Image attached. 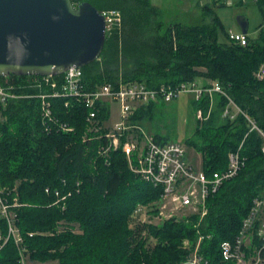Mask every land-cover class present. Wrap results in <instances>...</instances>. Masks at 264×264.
<instances>
[{
  "label": "trees",
  "instance_id": "obj_1",
  "mask_svg": "<svg viewBox=\"0 0 264 264\" xmlns=\"http://www.w3.org/2000/svg\"><path fill=\"white\" fill-rule=\"evenodd\" d=\"M87 1L100 12L118 10L122 15L121 27L107 35L100 58L82 68L88 89L120 82L150 88L193 82L210 87L218 82L264 128V79L256 77L264 68V0L256 2L263 17L257 37L247 34L246 46L230 40L220 19L209 14V6L206 18L186 24L165 21L164 11L152 0ZM33 78L0 77V87L18 96L0 100V184L10 204L18 202L13 210L29 261L185 264L192 250L184 248V240L194 249L203 236L200 254L209 264H236L224 260L221 244L237 237L254 199L264 193V154L257 132L249 134L242 148L244 167L208 198L204 218L192 215L159 226L131 227L137 207H151L161 199V190L132 172L121 150L101 153L108 130L92 131L90 111L83 103L49 98L53 117H44L39 95L57 90L47 84L31 86ZM51 81L59 90L64 75ZM228 103L218 93L213 103L209 95L192 100L195 115L200 108L206 115L211 110L206 120H196L186 140L202 154V169L208 175L227 169L229 153L249 131L242 115L233 121L223 117ZM157 105L139 108L132 120L141 125L153 122ZM108 119L107 109L102 110L98 127ZM154 136L160 142L173 141L170 136ZM7 236V222L0 217V264H22L14 240L5 242Z\"/></svg>",
  "mask_w": 264,
  "mask_h": 264
},
{
  "label": "built area",
  "instance_id": "obj_2",
  "mask_svg": "<svg viewBox=\"0 0 264 264\" xmlns=\"http://www.w3.org/2000/svg\"><path fill=\"white\" fill-rule=\"evenodd\" d=\"M71 1L75 7H78L87 0ZM238 1L216 0V6L222 4L232 8ZM100 13L105 18L107 35L111 34L115 27H121L122 15L118 10H107ZM228 35L231 41L241 46L248 44V37L242 32L236 33L233 30H228ZM63 75L64 82L59 90L57 83L51 81L53 78L51 76H32L35 78L29 82L31 86L41 88L43 84H47L57 90L52 94L39 95L43 116L53 117L49 98H73L88 108L90 111L88 121L91 124V129L99 132L103 127V125L98 127L100 124L98 116L101 111L107 109L110 117L111 103L119 105V120L105 134L108 143L106 147L102 148L101 153L107 156L110 151L121 150L126 155L132 172L161 190V199L157 202L161 203L160 207L154 208L157 203L151 207L142 205L137 207L135 217L142 218L143 223L152 224V220L149 219L166 221L176 218L178 212H185L186 208L192 210L189 211V216L199 215L204 218L208 213V198L218 192L226 181L236 177L244 167L245 159L242 157L241 151L249 134L258 133L262 140L261 151L264 154V128H261L249 114L243 111L218 82H213L210 87H203L193 82L177 87L162 85L158 88H150L139 82H120L88 89L82 68H71ZM256 77L260 80L264 79L263 67ZM185 93L193 95L195 101H201L205 95H209L212 103L214 94H221L229 101L223 112V117L233 121L242 115L246 119L249 131L239 148L229 153L226 170L212 175L206 174L202 168L197 169L190 163L184 145L172 141L160 142L141 124L132 120L139 108L160 101L172 102ZM17 97L8 88L0 87L2 102ZM68 104L66 103V106ZM210 114L211 110L206 115L200 108L196 111V118L204 121ZM95 124L97 126H94ZM63 127L66 131H71L66 126ZM5 194V189L0 184V217L6 220L8 226V236L5 242L10 238L13 239L20 251L21 263L27 264L29 258L25 254L24 240L16 224V214L13 210V207L18 206V202L15 200L14 204H10ZM155 210H157V214L151 213ZM200 238L185 264H209L200 254L199 246L203 236ZM184 248L191 250L188 241L185 242ZM250 251H253L255 255L250 256ZM221 252L224 260L233 261L236 264H262L264 262V193L254 199L248 215L242 222L239 234L233 241L223 242Z\"/></svg>",
  "mask_w": 264,
  "mask_h": 264
},
{
  "label": "water",
  "instance_id": "obj_3",
  "mask_svg": "<svg viewBox=\"0 0 264 264\" xmlns=\"http://www.w3.org/2000/svg\"><path fill=\"white\" fill-rule=\"evenodd\" d=\"M243 34L249 23L238 18ZM107 38L103 15L85 1L0 0V77H57L97 61Z\"/></svg>",
  "mask_w": 264,
  "mask_h": 264
},
{
  "label": "rangeland",
  "instance_id": "obj_4",
  "mask_svg": "<svg viewBox=\"0 0 264 264\" xmlns=\"http://www.w3.org/2000/svg\"><path fill=\"white\" fill-rule=\"evenodd\" d=\"M152 2L153 4L162 8V10L164 11L165 21H181L186 24H196L199 23L202 18L207 17L205 14H202L203 9H200L198 7L201 0H152ZM219 7L220 6H218V9H216L214 12L219 16L220 21L226 27L227 31L229 30V27L227 25H229L228 23H230V21H235L236 30L241 31V29L238 27V18L247 17L249 19L250 28L248 35L251 38L257 37L256 27L261 22V16L259 14V10L256 3L251 2L244 7ZM204 13H206V11H204ZM211 14L215 15L214 13ZM209 19H212V17L210 16ZM227 19L229 21H227ZM221 38L223 40L224 37L221 36ZM192 100L193 95L185 93L182 94L178 99L173 100L172 102L160 101L159 103H157L158 105L156 113L154 115V121L146 122L142 126L151 135L161 134L163 136H170L173 140L172 142H178L184 145L186 147L188 160L195 168L199 169L202 168V154L198 152L195 148L189 146V144L186 142V140L193 135L197 120L196 115L194 113ZM119 111V105L117 103H111V115L109 117V120L104 122L102 128L108 131L113 128V125L119 120ZM155 203H153L152 205H154ZM160 206L161 203H157L154 208ZM184 211L185 212H178V214L175 216L178 221H183L190 217L189 211L191 212L192 210L186 208ZM135 215L136 210L131 215V227H135L137 224H156L155 226H159L164 222L162 220L149 219L152 220V224L143 223L142 218H137L135 217ZM200 239L201 238L198 239L197 244ZM186 241L189 242V248L193 250V245L188 239L184 240L183 246L185 245ZM197 244L195 245V247L197 246ZM249 255L254 256L255 254L253 253V251H250ZM27 261V264H58V262L56 261H50L47 263L31 262L29 260ZM262 264H264V262Z\"/></svg>",
  "mask_w": 264,
  "mask_h": 264
},
{
  "label": "crops",
  "instance_id": "obj_5",
  "mask_svg": "<svg viewBox=\"0 0 264 264\" xmlns=\"http://www.w3.org/2000/svg\"><path fill=\"white\" fill-rule=\"evenodd\" d=\"M215 2H216V0H201V2L199 3V5H198V7L200 8V9H203L202 10V14H205L204 13V11H206L204 8L205 7H207V6H209L210 7V10H209V14H211V13H214L215 14V16H217L218 18H219V16L214 12L216 9H218V6H216V4H215ZM251 2H253V3H256L257 2V0H239L238 1V3L236 4V6L235 7H244V6H246V5H248L249 3H251ZM257 5V4H256ZM258 7V6H257ZM215 8V9H214ZM219 8H221V7H219ZM258 10H259V8H258ZM201 14V15H202ZM259 14H260V16H261V21H262V15H261V13H260V10H259ZM213 15V14H212ZM247 21H248V23H249V19L247 18V17H244ZM220 19V18H219ZM227 21H229L228 19H227ZM261 23V22H260ZM229 25H227L229 28V30H233L234 32H242V31H238V30H236V22L235 21H230V23H228ZM259 26V25H258ZM257 26V27H258ZM240 29H241V27H240V25L238 26ZM256 27V28H257ZM249 30H250V28H249ZM257 33V32H256ZM201 167H202V163H201Z\"/></svg>",
  "mask_w": 264,
  "mask_h": 264
}]
</instances>
